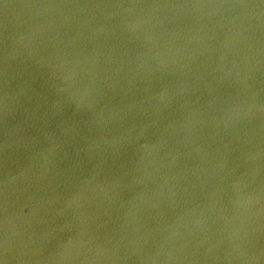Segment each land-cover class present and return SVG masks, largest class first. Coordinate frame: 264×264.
<instances>
[{"label":"water","instance_id":"obj_1","mask_svg":"<svg viewBox=\"0 0 264 264\" xmlns=\"http://www.w3.org/2000/svg\"><path fill=\"white\" fill-rule=\"evenodd\" d=\"M0 264H264V0H0Z\"/></svg>","mask_w":264,"mask_h":264}]
</instances>
